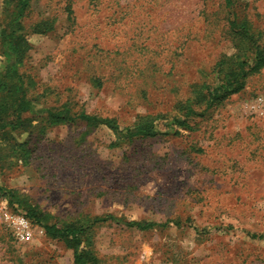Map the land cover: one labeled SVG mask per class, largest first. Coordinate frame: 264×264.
Returning <instances> with one entry per match:
<instances>
[{"label":"rangeland","instance_id":"rangeland-1","mask_svg":"<svg viewBox=\"0 0 264 264\" xmlns=\"http://www.w3.org/2000/svg\"><path fill=\"white\" fill-rule=\"evenodd\" d=\"M232 2L30 0L25 25L51 29L23 31L19 70L34 110L21 114L25 131L0 140V187L45 223L113 219L74 248L32 222V239L17 242L0 217V264H73L75 250L88 264H264V67L206 104L208 87L253 63L229 21L264 50V0ZM5 11L0 0V23ZM60 109L156 135L45 125ZM4 204L13 212L0 195Z\"/></svg>","mask_w":264,"mask_h":264},{"label":"trees","instance_id":"trees-1","mask_svg":"<svg viewBox=\"0 0 264 264\" xmlns=\"http://www.w3.org/2000/svg\"><path fill=\"white\" fill-rule=\"evenodd\" d=\"M232 4V0H224V6L227 10L231 9ZM29 8L30 0H5V20L0 23V55L5 59L4 69L0 72V140L8 137V134L13 131H25L28 124L26 119H22L21 114L34 110L32 100L28 95L25 76L19 70V63L24 53L23 46L25 45L23 31L29 28L31 31L39 32L50 30L51 26L48 25L47 20H44L31 23L27 27L24 21L29 13ZM65 11L67 18L70 19L71 9L69 5L65 7ZM229 26L230 29L240 28L241 34L250 40L254 50L253 63L248 70H244L245 62L242 61L239 63L238 70L232 72L228 79L221 80L219 84L211 88L208 87L207 106H211L214 102H221L228 95L238 92L243 87L241 78H244L247 73L258 71L261 67H264V50L253 40L245 25L236 26V22L231 20ZM75 120H82L93 126L105 125L112 130L119 131L128 138L156 135V132L146 128H120L113 118H100L84 113L73 116L67 109L47 110L43 116L45 125H58L65 122H74ZM8 193H5V190L0 187V195L8 198L13 211L24 214L30 222L43 227L46 236L64 240L67 245L74 248L81 244V235L86 229L92 225L113 219L110 215L94 217L88 226L76 224L58 226L56 223H45L42 222L35 209L31 208L29 204L19 202L11 192ZM126 225L144 230L151 228L154 224L142 225L139 222H127ZM256 237L261 238L262 236ZM73 264H88L87 256L75 250Z\"/></svg>","mask_w":264,"mask_h":264},{"label":"built area","instance_id":"built-area-1","mask_svg":"<svg viewBox=\"0 0 264 264\" xmlns=\"http://www.w3.org/2000/svg\"><path fill=\"white\" fill-rule=\"evenodd\" d=\"M0 217L4 221L10 234L17 242H29L33 236V228L24 214L10 211L6 204L0 206Z\"/></svg>","mask_w":264,"mask_h":264}]
</instances>
